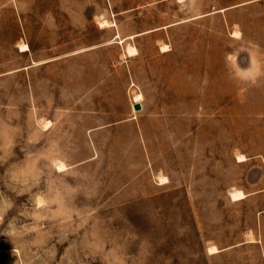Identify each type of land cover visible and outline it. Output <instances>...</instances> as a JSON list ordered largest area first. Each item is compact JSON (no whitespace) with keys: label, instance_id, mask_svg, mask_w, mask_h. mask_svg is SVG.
<instances>
[{"label":"rangeland","instance_id":"rangeland-1","mask_svg":"<svg viewBox=\"0 0 264 264\" xmlns=\"http://www.w3.org/2000/svg\"><path fill=\"white\" fill-rule=\"evenodd\" d=\"M0 264H264V0H0Z\"/></svg>","mask_w":264,"mask_h":264},{"label":"bare ground","instance_id":"bare-ground-1","mask_svg":"<svg viewBox=\"0 0 264 264\" xmlns=\"http://www.w3.org/2000/svg\"><path fill=\"white\" fill-rule=\"evenodd\" d=\"M22 48H23V51H25V50H27V46L26 45H23V46H21ZM165 49V48H164ZM130 52V54L131 53H134L135 52V50H131V51H129ZM141 99H142V96L141 95H136L135 96V98H134V103H140V101H141ZM63 167V166H62ZM231 198L234 200V201H238V200H241V199H244L245 198V195L242 193V192H240V191H237V192H233L232 194H231ZM209 251H211V252H217V250H216V248H211V249H209Z\"/></svg>","mask_w":264,"mask_h":264},{"label":"water","instance_id":"water-1","mask_svg":"<svg viewBox=\"0 0 264 264\" xmlns=\"http://www.w3.org/2000/svg\"><path fill=\"white\" fill-rule=\"evenodd\" d=\"M133 107H134V110H136V111H140L142 109V106L138 103L134 104Z\"/></svg>","mask_w":264,"mask_h":264}]
</instances>
